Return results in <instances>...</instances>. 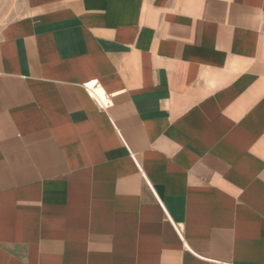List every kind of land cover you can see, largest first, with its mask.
I'll return each mask as SVG.
<instances>
[{
  "label": "crops",
  "instance_id": "0c3cea01",
  "mask_svg": "<svg viewBox=\"0 0 264 264\" xmlns=\"http://www.w3.org/2000/svg\"><path fill=\"white\" fill-rule=\"evenodd\" d=\"M20 2L0 264H264V0Z\"/></svg>",
  "mask_w": 264,
  "mask_h": 264
},
{
  "label": "rangeland",
  "instance_id": "374dc122",
  "mask_svg": "<svg viewBox=\"0 0 264 264\" xmlns=\"http://www.w3.org/2000/svg\"><path fill=\"white\" fill-rule=\"evenodd\" d=\"M20 0H0V27L20 15Z\"/></svg>",
  "mask_w": 264,
  "mask_h": 264
},
{
  "label": "bare ground",
  "instance_id": "6f19581e",
  "mask_svg": "<svg viewBox=\"0 0 264 264\" xmlns=\"http://www.w3.org/2000/svg\"><path fill=\"white\" fill-rule=\"evenodd\" d=\"M88 89H91V88H88ZM90 93H91V92H90ZM94 94H95V93H94ZM93 98H95V100H96V102H97L98 104H101V101L104 100V99H103V98H104V94H103L102 91L97 90V91H96V96L93 95ZM104 105H106V104H104ZM104 105H103V106H104Z\"/></svg>",
  "mask_w": 264,
  "mask_h": 264
},
{
  "label": "built area",
  "instance_id": "2783aa9c",
  "mask_svg": "<svg viewBox=\"0 0 264 264\" xmlns=\"http://www.w3.org/2000/svg\"><path fill=\"white\" fill-rule=\"evenodd\" d=\"M98 105H99V104H98ZM107 105H108V104H106V105H104V106H102V107H107ZM99 106H101V105H99Z\"/></svg>",
  "mask_w": 264,
  "mask_h": 264
}]
</instances>
